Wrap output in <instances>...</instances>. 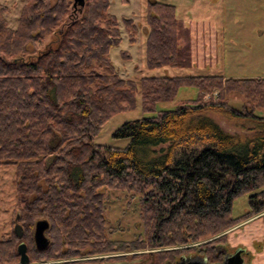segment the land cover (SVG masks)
Instances as JSON below:
<instances>
[{"label":"trees","instance_id":"trees-1","mask_svg":"<svg viewBox=\"0 0 264 264\" xmlns=\"http://www.w3.org/2000/svg\"><path fill=\"white\" fill-rule=\"evenodd\" d=\"M110 4L86 0L81 9L73 0H26L16 28L0 4V166L16 168L13 222L23 232L0 236V264H20L22 245L29 264H118L128 255L149 256L151 264L191 256L223 264L233 251L230 231L264 212V77L123 78L110 57L122 42ZM144 18L147 67H192L190 44H179L190 40V29L176 5L147 0ZM122 22L136 42L134 20ZM182 87L197 88V96L155 111ZM139 91L143 111L156 113L119 127L125 147L97 144L112 117L137 107ZM211 112L245 129L227 131ZM110 189L140 194L143 232L131 240L108 236L117 230L107 227ZM242 194L250 209L233 217ZM43 219L50 244L40 250L34 233Z\"/></svg>","mask_w":264,"mask_h":264},{"label":"rangeland","instance_id":"rangeland-1","mask_svg":"<svg viewBox=\"0 0 264 264\" xmlns=\"http://www.w3.org/2000/svg\"><path fill=\"white\" fill-rule=\"evenodd\" d=\"M110 1L109 11L119 18L122 30V42L112 48L110 57L123 78L139 82L144 76L155 75L224 74L227 77L238 78L264 77V0H161L176 5L178 18L190 29V40L181 37L179 44L182 46L190 44L193 65L187 69L164 67L154 70L146 65L144 33H147V28L144 17H146L147 0ZM25 3L26 0H0V4L9 8L6 17L11 27L18 26L21 9ZM81 11L75 13L73 17H80ZM124 16L132 18L138 27L134 43L130 41L122 22ZM125 51L130 57L122 54ZM197 94L198 90L195 87H182L174 100L157 103L155 111L175 109L183 101L194 98ZM230 103L240 108L243 100L239 97H231ZM156 112L143 111L139 91L137 107L112 117L103 126L95 142L101 145L125 147L129 139L115 135L119 127L126 122ZM210 115L227 131L237 133L245 129L240 120H231L215 112H211ZM15 175L14 166H0V236L7 235L15 228L13 222V209L16 204ZM105 208L107 227L117 229L113 233L109 232L110 239L131 240L143 232L140 194L110 189L105 195ZM249 209V194H242L234 201L232 216L239 217ZM231 253H235V250ZM128 256L125 263L118 264H151L152 261L149 256L142 260H132L131 255ZM191 260L207 263L200 256L183 257L181 261L182 264H187Z\"/></svg>","mask_w":264,"mask_h":264},{"label":"crops","instance_id":"crops-1","mask_svg":"<svg viewBox=\"0 0 264 264\" xmlns=\"http://www.w3.org/2000/svg\"><path fill=\"white\" fill-rule=\"evenodd\" d=\"M229 246L235 251L242 249L245 262L264 264V212L233 228L229 233Z\"/></svg>","mask_w":264,"mask_h":264},{"label":"water","instance_id":"water-1","mask_svg":"<svg viewBox=\"0 0 264 264\" xmlns=\"http://www.w3.org/2000/svg\"><path fill=\"white\" fill-rule=\"evenodd\" d=\"M85 4H86V0H73V5L76 8L78 7L83 8ZM49 226L50 224L46 219L39 220L36 223L34 238H35L36 246L40 250L47 248L50 244V240L46 235V231L49 228ZM15 230L17 231L19 236L22 235L23 232L20 225H16ZM19 252L21 254L20 264H29L30 260L28 255L26 254V247L24 245H22L19 248ZM187 264H207V263L198 262L197 260L194 261L191 260ZM223 264H249V263L245 262V259L242 254V249H237L235 253H231L226 256Z\"/></svg>","mask_w":264,"mask_h":264},{"label":"flooded vegetation","instance_id":"flooded-vegetation-1","mask_svg":"<svg viewBox=\"0 0 264 264\" xmlns=\"http://www.w3.org/2000/svg\"><path fill=\"white\" fill-rule=\"evenodd\" d=\"M183 261H181V264H182Z\"/></svg>","mask_w":264,"mask_h":264}]
</instances>
